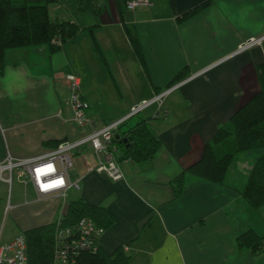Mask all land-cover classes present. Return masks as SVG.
<instances>
[{
  "label": "crops",
  "instance_id": "1",
  "mask_svg": "<svg viewBox=\"0 0 264 264\" xmlns=\"http://www.w3.org/2000/svg\"><path fill=\"white\" fill-rule=\"evenodd\" d=\"M65 1L76 12L91 11L80 10V0ZM94 1L102 10L95 23L86 25L61 2L51 5L54 16L81 27L60 50L52 52L47 44L6 50L0 75V162L9 155L40 157L62 140L81 137L64 73L81 76L88 113L106 124L126 117L136 103L169 88L181 71L187 72L170 86L174 89L164 97L160 113L153 103L138 113L142 118L116 132L122 134L144 120L160 148L142 162L124 158L119 148V180L93 168L92 148L75 151L69 179L78 187L69 186L64 194L39 196L33 182L23 181L14 171L12 184L0 179L8 188L6 205L0 203V239L8 241L54 223L66 217L71 202L83 201L108 210L112 221L103 225L99 248L112 253L123 247L129 264H264V252L240 248L236 241L249 229L264 236L263 212L259 216L258 208L242 195L253 163L263 152L237 154L224 184L189 175L177 197L173 182L259 90L264 42L243 49L240 45L264 34V0H150L135 10H128L124 0ZM197 6L201 9L183 17ZM89 27H94L98 48L85 32ZM130 35L138 39L141 57ZM96 54L110 68L105 77L90 63ZM15 181L20 189L11 201Z\"/></svg>",
  "mask_w": 264,
  "mask_h": 264
},
{
  "label": "trees",
  "instance_id": "2",
  "mask_svg": "<svg viewBox=\"0 0 264 264\" xmlns=\"http://www.w3.org/2000/svg\"><path fill=\"white\" fill-rule=\"evenodd\" d=\"M56 2L58 0H0V75L5 71L7 49L47 44L52 52H56L79 33L81 27L76 22L61 19L51 13V5ZM78 8L97 14L102 10L94 0H80ZM199 9L201 6L189 10L183 17H189ZM90 32L98 48L92 29ZM53 39H60L61 44H54ZM130 41L136 54L141 57L138 39L130 35ZM186 77L187 72L181 71L169 87ZM258 80L259 90L217 129L211 140L206 143L201 158L174 178L177 197L183 192L189 175L224 184L229 167L237 154L264 147V62L258 66ZM143 122L144 120L136 123L122 134H115V142L123 149L124 158L142 162L153 158L159 150L160 140L151 135ZM242 195L255 208L264 204V154L255 159ZM81 217L92 218L100 226L112 221L111 215L104 207L83 201L71 202L62 221L64 225H72ZM55 230L56 222L34 227L23 233L27 240V264H54ZM236 241L240 248H248L256 254L264 250V236L253 229L240 233ZM129 260L130 256L123 247L112 253L99 248L96 252L81 253L75 264H129Z\"/></svg>",
  "mask_w": 264,
  "mask_h": 264
},
{
  "label": "built area",
  "instance_id": "3",
  "mask_svg": "<svg viewBox=\"0 0 264 264\" xmlns=\"http://www.w3.org/2000/svg\"><path fill=\"white\" fill-rule=\"evenodd\" d=\"M150 0H125L128 10H135L141 5L150 4ZM54 44H61L60 39H53ZM264 34L253 36L244 41L240 48L262 45ZM63 78L69 84V104L73 108V120L82 130L81 137L75 140H62L57 147L49 150L40 157H14L9 155L0 162V179L12 184L14 171L23 181L30 179L39 196L49 193H65L69 186L78 187L77 181L69 179V172L74 168L75 151L90 147L96 156L93 168L106 172L112 179L123 178L116 151L115 134L128 118L141 112L153 103L159 105L158 113L164 97L173 87L157 93L150 99H144L132 106L131 113L119 120L100 124L96 118L88 113L90 105L81 94V76L75 73H64ZM105 228L98 225L92 218L81 217L72 225H64L62 219L56 221L54 233V261L55 264H75L78 256L83 252H96L99 249L98 240ZM128 248H126L127 250ZM27 240L25 234L20 233L8 241L0 239V264H27Z\"/></svg>",
  "mask_w": 264,
  "mask_h": 264
},
{
  "label": "rangeland",
  "instance_id": "4",
  "mask_svg": "<svg viewBox=\"0 0 264 264\" xmlns=\"http://www.w3.org/2000/svg\"><path fill=\"white\" fill-rule=\"evenodd\" d=\"M61 2V4H62V6L64 7V8H67L68 9V12L70 13V12H72L76 17H77V20H78V22L80 23V24H82V25H86V24H93V23H95V20H96V18H97V16H96V13L94 14V12H91V11H85V12H76L75 10H74V8L71 6V4L70 3H67L65 0H60L58 3H60ZM57 4V3H56ZM60 5V4H59ZM79 11V10H78ZM65 17H67V16H65ZM94 27H91V29H93ZM91 29H86L87 31H85L86 32V34H88L91 38H92V35H91V32H90V30ZM93 42V41H92ZM94 44V43H93ZM95 46V45H94ZM99 54V56H100V58H101V55H100V53H98ZM100 58H98V55L96 54L92 59L94 60V62H90L92 65H94L95 67H96V69L97 70H99V74H100V76H102V77H105L106 75H108V73H110V68L107 66V64H105V67L103 66V64L100 62ZM101 61H102V59H101ZM111 60H110V58H109V62H110ZM98 62V63H97ZM103 62V61H102ZM110 65H111V62H110ZM142 101V100H141ZM141 101H139V102H141ZM138 102V103H139ZM138 103H136L135 105H137ZM131 113V112H130ZM142 114H139L138 115V113H136V114H134L132 117H131V119H129L126 123H124L123 125H121L120 127L121 128H123V127H126L127 125H128V122L129 123H131V124H133L135 121H137V120H139L140 118H142ZM146 126V125H145ZM146 128L148 129V127L146 126ZM117 138V137H116ZM115 144H116V146H117V150L119 151V146H118V144L115 142ZM253 150H256L257 152H259V153H264V147H259V148H256V149H253ZM245 152V151H244ZM247 152V151H246ZM117 156V155H116ZM118 161V160H117ZM1 184V183H0ZM20 189V185L18 184V182L17 181H15L14 183H13V186H12V199H11V201L13 200V196H14V194H15V192H17V190H19ZM7 196H8V188L6 187V185H0V203H3L4 204V206L6 205V203H7ZM251 207H253V206H251ZM254 209H255V207H253ZM261 208V209H260ZM9 209V207L7 208V209H5V214H6V212H7V210ZM258 215L259 216H261L260 215V210H261V212H263V214H264V204H262L260 207H258ZM3 218H5V215H4V211H3V213L1 212V219H3ZM60 218L62 219V216L61 217H59L57 220H60ZM63 222V221H62ZM16 237V236H15ZM55 251V250H54ZM264 252V250L261 252V253H263ZM53 263L55 264V261H54V254H53Z\"/></svg>",
  "mask_w": 264,
  "mask_h": 264
},
{
  "label": "water",
  "instance_id": "5",
  "mask_svg": "<svg viewBox=\"0 0 264 264\" xmlns=\"http://www.w3.org/2000/svg\"><path fill=\"white\" fill-rule=\"evenodd\" d=\"M117 138L119 137V135L118 136H116Z\"/></svg>",
  "mask_w": 264,
  "mask_h": 264
}]
</instances>
